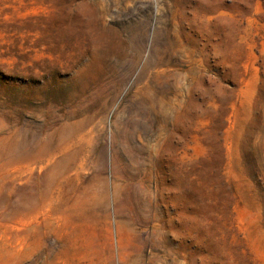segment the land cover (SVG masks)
Masks as SVG:
<instances>
[{
    "label": "rangeland",
    "instance_id": "374dc122",
    "mask_svg": "<svg viewBox=\"0 0 264 264\" xmlns=\"http://www.w3.org/2000/svg\"><path fill=\"white\" fill-rule=\"evenodd\" d=\"M0 264H264V0H0Z\"/></svg>",
    "mask_w": 264,
    "mask_h": 264
}]
</instances>
